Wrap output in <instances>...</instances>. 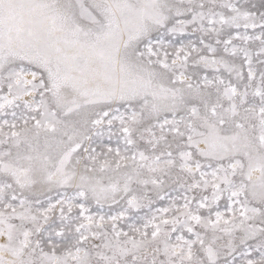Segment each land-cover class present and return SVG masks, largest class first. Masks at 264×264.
Listing matches in <instances>:
<instances>
[{
  "label": "snow or ice",
  "instance_id": "obj_1",
  "mask_svg": "<svg viewBox=\"0 0 264 264\" xmlns=\"http://www.w3.org/2000/svg\"><path fill=\"white\" fill-rule=\"evenodd\" d=\"M0 264H264V0H0Z\"/></svg>",
  "mask_w": 264,
  "mask_h": 264
}]
</instances>
